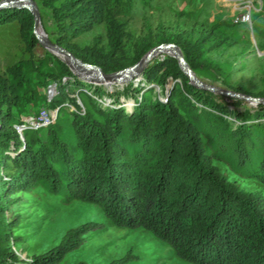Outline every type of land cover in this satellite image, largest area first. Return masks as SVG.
I'll use <instances>...</instances> for the list:
<instances>
[{
  "label": "trees",
  "instance_id": "16d2710c",
  "mask_svg": "<svg viewBox=\"0 0 264 264\" xmlns=\"http://www.w3.org/2000/svg\"><path fill=\"white\" fill-rule=\"evenodd\" d=\"M35 1L52 22L50 39L105 73L175 43L202 80L264 97V89L233 84V65L215 56L234 44L228 30L236 24L225 18L188 29L149 27L134 38L109 0ZM15 20L29 57L0 73V264H62L100 227L81 223L47 251L21 258L16 231L26 195L37 189L65 204H97L115 225L145 228L194 264H264V188L248 189L230 176L264 186V104L240 109L249 102L199 88L169 54L155 57L138 84L109 91L41 46L30 10L0 8V25ZM101 24L105 35L76 41ZM51 81L58 94L48 106L59 108L58 117L25 130L22 139L14 124L29 107L48 102ZM137 258L127 254L109 264Z\"/></svg>",
  "mask_w": 264,
  "mask_h": 264
},
{
  "label": "rangeland",
  "instance_id": "374dc122",
  "mask_svg": "<svg viewBox=\"0 0 264 264\" xmlns=\"http://www.w3.org/2000/svg\"><path fill=\"white\" fill-rule=\"evenodd\" d=\"M262 1L264 3V0ZM37 6L39 11H43L44 24L42 23V27L50 39L49 35L53 29L52 22L48 12L38 4ZM109 6L117 16L128 22L129 31L134 38H137L149 27L154 30L159 26L170 30L188 29L194 24H212L222 18L235 23L236 27L228 30L234 44L220 50L215 56L233 65V84L243 85L252 91L264 89V7L260 12L262 16L259 20H255L254 15L253 29H251L236 22L232 13L224 7L221 0H109ZM256 26L259 27L258 30ZM105 33L106 25L101 24L80 36L76 41L84 45L90 43L95 35H105ZM37 52L42 53L43 48L39 47ZM165 54L168 53H161L156 57ZM28 57L29 53L26 52L20 35L19 22L15 20L1 24L0 73L5 71L8 66ZM77 74L85 81L103 86L109 91H122L125 86L119 82H104L99 78H85L82 74ZM142 78L140 75L132 81L134 84H138ZM51 83H56L58 90V82L51 81ZM48 86L45 87L47 97ZM157 91H160L159 87ZM74 96L77 102L82 105L77 92L74 93ZM107 101L110 100L107 98ZM48 103L49 101L39 106L29 107L26 112L21 113L20 118L34 114L42 107L53 109L48 106ZM246 106L254 105L246 103L239 108L243 109ZM231 107L233 108L234 105ZM230 176L248 189L264 188L256 180L238 177L233 173H230ZM26 196L16 231V234L22 237L16 248L22 258L47 251L58 244L71 227L87 221H97L100 223V227L88 232L84 243L78 249L70 252L62 264H76L80 261L87 264H109L127 254L138 256L129 264H194L181 258L168 242L156 237L145 228L115 225L97 204L80 201L65 204L59 197L51 195L43 189H37L35 193H28Z\"/></svg>",
  "mask_w": 264,
  "mask_h": 264
},
{
  "label": "water",
  "instance_id": "95a60500",
  "mask_svg": "<svg viewBox=\"0 0 264 264\" xmlns=\"http://www.w3.org/2000/svg\"><path fill=\"white\" fill-rule=\"evenodd\" d=\"M18 6L21 8L28 9L32 12L35 19V29L34 33L38 38L41 45H43L47 50L61 58L64 62H66L69 67L77 74L75 68L85 69V70H97L101 73L103 77L102 80H106L108 82L114 83H122L127 84L130 81L134 80L136 77L140 76L141 73L145 70L146 66L158 55L161 53H168L174 57H176L179 61V64L185 73V75L190 78L191 82L198 86L203 90H207L210 92L222 94L225 96L238 98L245 100L253 105L264 104V97L262 96H254L247 93L235 92L232 90H228L222 88L221 86L208 83L202 80L195 71L191 68L189 63L186 61L181 49L175 43H162L154 48H152L140 61L136 64L122 69L120 71H116L113 73H105L102 68L95 64H90L84 62L83 60L77 58L71 51L62 47L61 45L53 42L49 38H44L37 31L38 22L41 21V15L37 3L35 0H2L0 1V8L2 7H11ZM61 55H64L65 58H62Z\"/></svg>",
  "mask_w": 264,
  "mask_h": 264
},
{
  "label": "built area",
  "instance_id": "2783aa9c",
  "mask_svg": "<svg viewBox=\"0 0 264 264\" xmlns=\"http://www.w3.org/2000/svg\"><path fill=\"white\" fill-rule=\"evenodd\" d=\"M224 7L231 13L236 22L242 23L253 29L254 15L263 11L264 3L262 0H221ZM67 77L63 78V82ZM47 100L50 102L58 93L56 83L49 84ZM57 93V94H56ZM59 108L49 109L42 107L34 114L22 116L20 121L14 124V128L24 139V132L27 129L39 130L53 124L58 117ZM20 255V254H19ZM21 257V255H20ZM22 258V257H21ZM27 259V258H23Z\"/></svg>",
  "mask_w": 264,
  "mask_h": 264
},
{
  "label": "bare ground",
  "instance_id": "6f19581e",
  "mask_svg": "<svg viewBox=\"0 0 264 264\" xmlns=\"http://www.w3.org/2000/svg\"><path fill=\"white\" fill-rule=\"evenodd\" d=\"M41 21L38 22V25H37V31L39 34H41V36H43L44 38H48V35L45 31V29L42 27V25H40ZM60 56L62 58H65L64 55H61ZM75 68V71L79 74H82L85 78H99V79H103V77L101 76V73L97 70H85V69H80V68ZM94 73V75H92ZM104 82H108L106 80H102ZM108 84V83H107Z\"/></svg>",
  "mask_w": 264,
  "mask_h": 264
}]
</instances>
